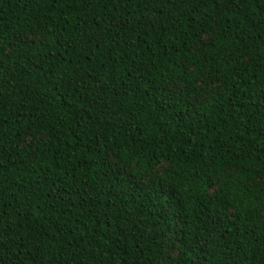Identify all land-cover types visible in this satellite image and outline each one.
<instances>
[{
    "label": "trees",
    "instance_id": "trees-1",
    "mask_svg": "<svg viewBox=\"0 0 264 264\" xmlns=\"http://www.w3.org/2000/svg\"><path fill=\"white\" fill-rule=\"evenodd\" d=\"M0 264H264V0H0Z\"/></svg>",
    "mask_w": 264,
    "mask_h": 264
},
{
    "label": "snow or ice",
    "instance_id": "snow-or-ice-1",
    "mask_svg": "<svg viewBox=\"0 0 264 264\" xmlns=\"http://www.w3.org/2000/svg\"><path fill=\"white\" fill-rule=\"evenodd\" d=\"M161 167H162V168L167 167V161H162V162H161ZM213 191H215V189H213Z\"/></svg>",
    "mask_w": 264,
    "mask_h": 264
}]
</instances>
